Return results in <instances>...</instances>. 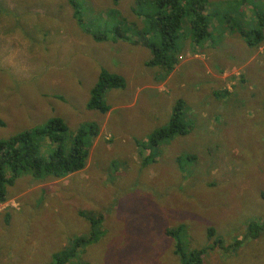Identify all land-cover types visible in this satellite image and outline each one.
<instances>
[{
	"label": "rangeland",
	"instance_id": "obj_1",
	"mask_svg": "<svg viewBox=\"0 0 264 264\" xmlns=\"http://www.w3.org/2000/svg\"><path fill=\"white\" fill-rule=\"evenodd\" d=\"M79 1L86 20L115 7L119 19L140 26L134 0ZM251 1L238 4L236 24L220 35L199 43L187 36L166 73L145 63L151 55L141 43L95 41L69 0H0V138L52 117L68 131L99 125L81 170L45 181L22 176L7 187L0 264L50 263L89 231L85 211L100 216L103 230L80 253L89 264H180L178 242L183 251L206 246L201 264H264V234L246 237L248 222H264V26L252 48L239 34L264 18V0H254L257 10ZM101 68L126 80L106 91V113L86 106ZM178 98L190 129L151 158L138 142L148 143ZM187 153L196 160L180 167L176 158ZM179 225L180 239L165 233ZM209 228L220 243H209Z\"/></svg>",
	"mask_w": 264,
	"mask_h": 264
},
{
	"label": "trees",
	"instance_id": "obj_2",
	"mask_svg": "<svg viewBox=\"0 0 264 264\" xmlns=\"http://www.w3.org/2000/svg\"><path fill=\"white\" fill-rule=\"evenodd\" d=\"M69 1L78 26L83 31L90 32L95 41L121 39L133 44L141 43L151 55L145 63L148 66L160 67L166 73L171 72L178 63L180 49L188 37L189 42H203L220 35L224 24L232 22L236 24L238 4L242 2L239 0L237 4L232 0H224L214 4L213 0H134L132 11L138 19L142 18L139 26L137 20L130 21L128 24L124 16L119 19L120 13L115 7L110 8L106 18H101L98 10H92L89 13L92 18L86 20L83 16L82 3L79 0ZM113 1L116 5L119 0ZM233 3L236 4V14L231 13L232 9L229 10V7L232 8L229 5ZM251 3L253 10H257L256 4L260 2L255 3L252 0ZM207 7H213L214 11L208 12ZM105 24L109 27L102 32L100 27ZM130 26L136 27V30L128 31ZM263 26L264 18L260 17L249 30H239V34L249 48L258 45L262 40ZM128 32L133 33L136 39H132ZM125 85L126 80L122 75L101 68L90 89L87 108L96 109L102 113L108 112L110 106L104 98L106 91L123 88ZM172 106L166 123L151 132L148 143L138 142L144 149L151 148L149 154L151 158L165 141L178 135H185L190 129V123L184 116V100L178 98ZM98 132L99 125L93 121H89L76 130L68 131L67 125L61 118L52 117L46 122L16 131L7 138H0V201L7 198V187L22 176H30L34 181H45L49 178L65 177L81 170L89 154L91 138ZM191 160L195 161L196 158L188 153L176 158L180 167ZM116 162L117 160L113 162V165ZM85 212H81L80 215L89 220V231L70 238L65 247L52 254V261L44 264H89V261L84 260L80 253L83 254L86 246L95 243L103 234V230H101L100 216ZM246 226L248 238L264 234V222L253 220ZM183 228L184 225L167 228L165 233L172 238L180 239ZM213 233L214 229L209 228L207 232L209 243L215 238ZM217 240L215 238L211 244L214 245ZM234 243L236 247L233 251L237 249L239 241ZM177 245L174 251L179 256L180 264H201L206 246L183 251L179 242Z\"/></svg>",
	"mask_w": 264,
	"mask_h": 264
},
{
	"label": "clouds",
	"instance_id": "obj_3",
	"mask_svg": "<svg viewBox=\"0 0 264 264\" xmlns=\"http://www.w3.org/2000/svg\"><path fill=\"white\" fill-rule=\"evenodd\" d=\"M142 20V18H140ZM158 129V128H157ZM156 130V129H155ZM154 131V130H153ZM151 134V133H150ZM187 134V133H186ZM175 138V137H174ZM172 138V139H174ZM172 139L168 140V141H171ZM168 141H165L164 143L168 142Z\"/></svg>",
	"mask_w": 264,
	"mask_h": 264
}]
</instances>
